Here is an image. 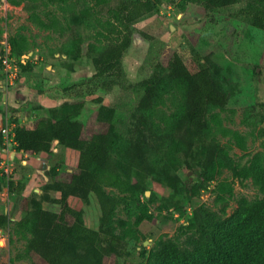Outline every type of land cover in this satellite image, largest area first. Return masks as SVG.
Segmentation results:
<instances>
[{
	"label": "rangeland",
	"instance_id": "rangeland-1",
	"mask_svg": "<svg viewBox=\"0 0 264 264\" xmlns=\"http://www.w3.org/2000/svg\"><path fill=\"white\" fill-rule=\"evenodd\" d=\"M117 1L98 6L94 0H0V43L13 35L26 36L29 51L22 59L34 67L20 71L14 85L5 89L0 85V112L9 118L15 113L20 123L31 125L48 116L52 106L85 101L77 117L84 121V136L108 133L112 156L125 182L123 188L105 186L104 190L120 199L111 221L118 231L130 232L127 240L131 254L118 263L115 256H109L106 264H145L148 251L159 239H173L191 247L194 236L210 235L214 219L231 217L240 199L264 198L251 177L241 178L235 172L238 164L250 165L255 160L264 164V29L233 16L241 4L209 11L194 0H162L156 12L136 21L132 44L124 56L130 83L150 77L153 64L161 61L166 66L173 53L179 52L186 58H204L219 88L231 95L224 108L210 106L207 114L208 139H216L227 150L231 167L215 175L208 187L194 189L201 178L187 163L199 164L200 145L182 140L177 163L167 161L168 146L149 155L148 173L140 174L146 181L141 183L129 163L131 146L139 147L144 139L136 127L139 117H147L165 140L166 127L186 110L188 88L178 80L167 81L151 98L141 87L102 86L103 78L94 76L95 67L87 50L90 43L105 46L108 8ZM86 8L96 18L78 23L75 12ZM101 104L115 109L111 124L98 121ZM217 116L221 117L222 128L215 122ZM223 128L237 132L242 140L225 135ZM43 157L48 155L44 153ZM216 160V154L211 153L202 161L203 167ZM77 163L78 155L73 150L56 147L47 161L48 174L16 161L10 177L0 175V201L9 216L7 225L0 227V264H43L28 248L32 224L23 222V194L28 195L30 213L38 209L59 211L60 205L53 199L60 193L45 185L68 179ZM22 183L25 189L19 192ZM230 189L233 196L228 203L216 201L217 193L229 195ZM69 202L82 212L89 227L99 228L103 212L94 195L71 196ZM140 208L154 213V218L136 225ZM121 220L127 222L125 227Z\"/></svg>",
	"mask_w": 264,
	"mask_h": 264
},
{
	"label": "trees",
	"instance_id": "trees-1",
	"mask_svg": "<svg viewBox=\"0 0 264 264\" xmlns=\"http://www.w3.org/2000/svg\"><path fill=\"white\" fill-rule=\"evenodd\" d=\"M110 1L94 0L98 6ZM194 1L209 11L241 4L232 13L233 16L264 29V0ZM161 2L162 0H118L108 8L110 22L104 25L105 46L98 47L90 43L87 56L95 67L94 76L103 78L102 86L141 87L151 98H155L162 86L169 81L178 80L187 86L186 110L176 122L166 127L165 140L147 117H139L136 127L144 139L139 147L131 146L129 163L138 180L143 183L146 180L140 174L148 173L150 154L161 152L163 147L168 146L169 150L165 154L167 161L177 163V153L183 150L182 140L196 142L200 145L199 164L188 162L187 167L201 178L194 189L206 188L215 175L231 167L227 150L216 139H208L210 124L207 119L209 107L224 108L231 99L230 93L219 88L204 58L197 56L186 58L181 53L174 52L166 66L157 61L153 64L150 77L134 84L128 81L124 68V56L132 44L135 31L133 25L144 16L156 12ZM75 14L78 23L96 18L91 9L87 8ZM2 34L0 25V40ZM142 34L150 39L148 33ZM9 41L12 45V56L18 59L19 70H33L29 60L22 59L29 51L27 37L13 35ZM1 47L0 43V55ZM81 52L79 48L78 53ZM1 70L0 59V76L3 77ZM84 106V100L52 106L48 109V116L40 117L31 125L21 124L15 113L10 117L17 123L15 132L18 151L50 155L56 147H66L78 155L77 166L68 179L47 182L45 185L46 188L60 193L58 198L53 199L60 205L59 211L38 209L30 213L28 195L23 194V222L27 226L32 224V238L28 248L40 257L43 264H106L105 260L109 256H115L118 263L131 254L127 240L130 232L125 229L118 231L111 221L120 199L110 196L104 190L105 186L123 188L125 182L112 156L108 133L96 132L89 138L84 136V121L77 118ZM97 119L111 124L115 119V109L101 104ZM215 122L222 128L220 116L215 118ZM222 130L225 135H233L242 140L237 132L224 128ZM56 140L58 143L55 146ZM211 153L216 154L217 160L203 167L202 161ZM235 172L241 178L251 177L264 192V164L261 160H255L250 165L238 164ZM19 187V192H23L25 184L22 183ZM91 194L97 198L103 212L98 229L89 227L82 212L69 202L71 196L86 198ZM232 196V189L229 190V195L219 192L216 201L228 203ZM139 210L136 225L154 218V213L143 208ZM223 212L226 214V207ZM8 222L9 216L1 211L0 201V227L6 226ZM120 224L125 227L127 222L121 220ZM193 238L189 242L191 247L182 246L173 239H159L148 253L145 251V264H264V198L240 199L238 209L231 217L220 216L214 219L208 237L200 235Z\"/></svg>",
	"mask_w": 264,
	"mask_h": 264
},
{
	"label": "built area",
	"instance_id": "built-area-1",
	"mask_svg": "<svg viewBox=\"0 0 264 264\" xmlns=\"http://www.w3.org/2000/svg\"><path fill=\"white\" fill-rule=\"evenodd\" d=\"M1 44L0 59L2 62V82L5 87H8L16 83L20 70L18 59L12 56V45L10 41L8 39H3ZM16 125L17 123L12 121L11 118L6 115L0 129L3 144V154L0 160V174L2 175L6 174L7 176H10L14 169L13 165L16 161L27 164L30 160L29 154L17 150ZM16 155H18V160Z\"/></svg>",
	"mask_w": 264,
	"mask_h": 264
},
{
	"label": "crops",
	"instance_id": "crops-1",
	"mask_svg": "<svg viewBox=\"0 0 264 264\" xmlns=\"http://www.w3.org/2000/svg\"><path fill=\"white\" fill-rule=\"evenodd\" d=\"M2 79H3V77H2ZM2 79H0V85L2 86V89H5L6 87L4 86V84L2 82ZM5 116L6 115L3 116L2 112H0V129H1V126L3 124V121H4ZM2 118H3V120H2ZM0 134H1V132H0ZM2 151H3V144H2V139H1V135H0V160H1V156L3 154ZM27 154H29V156H30L29 163H27V164H30L33 167L34 166L37 167L36 169L40 173L41 166H42V163H43L44 153H41V154L27 153ZM17 157H18V155H16V158ZM17 160H18V158H17ZM0 175H2V174H0ZM8 177H10V176H8ZM36 190H38V188H36ZM1 211L3 213H7L2 204H1Z\"/></svg>",
	"mask_w": 264,
	"mask_h": 264
},
{
	"label": "water",
	"instance_id": "water-1",
	"mask_svg": "<svg viewBox=\"0 0 264 264\" xmlns=\"http://www.w3.org/2000/svg\"><path fill=\"white\" fill-rule=\"evenodd\" d=\"M58 143V140L55 141L54 145L56 146ZM52 157V154L48 155L47 158H43V163H42V166H41V170L43 171H40L42 175L45 174H48L49 173V170H48V165H47V161L49 160V158ZM45 178L48 179V176L45 175Z\"/></svg>",
	"mask_w": 264,
	"mask_h": 264
}]
</instances>
